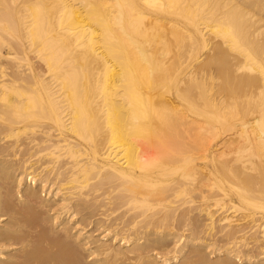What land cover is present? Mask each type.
<instances>
[{
	"label": "bare ground",
	"instance_id": "1",
	"mask_svg": "<svg viewBox=\"0 0 264 264\" xmlns=\"http://www.w3.org/2000/svg\"><path fill=\"white\" fill-rule=\"evenodd\" d=\"M0 264H264V0H0Z\"/></svg>",
	"mask_w": 264,
	"mask_h": 264
}]
</instances>
